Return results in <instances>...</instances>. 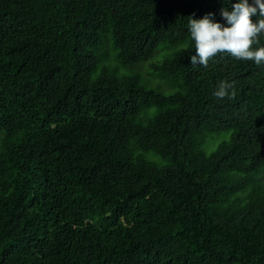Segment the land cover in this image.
<instances>
[{
  "label": "trees",
  "instance_id": "1",
  "mask_svg": "<svg viewBox=\"0 0 264 264\" xmlns=\"http://www.w3.org/2000/svg\"><path fill=\"white\" fill-rule=\"evenodd\" d=\"M237 2L0 0V264H264V64L187 30Z\"/></svg>",
  "mask_w": 264,
  "mask_h": 264
},
{
  "label": "clouds",
  "instance_id": "2",
  "mask_svg": "<svg viewBox=\"0 0 264 264\" xmlns=\"http://www.w3.org/2000/svg\"><path fill=\"white\" fill-rule=\"evenodd\" d=\"M220 11L227 27L215 22L211 18L212 13L201 19L188 17L187 30L196 52L190 57L191 64L207 67L209 61L221 53L239 60L254 61L258 67L264 64V46L253 48L259 43L258 37L264 34V0H253L252 4L248 0H239L232 5L231 11L226 8ZM257 12L261 18L254 23L251 17ZM213 95L220 100L235 99V83L221 80Z\"/></svg>",
  "mask_w": 264,
  "mask_h": 264
},
{
  "label": "rangeland",
  "instance_id": "3",
  "mask_svg": "<svg viewBox=\"0 0 264 264\" xmlns=\"http://www.w3.org/2000/svg\"><path fill=\"white\" fill-rule=\"evenodd\" d=\"M155 51L151 55V57L148 59V61L141 62V63L134 64V65L121 66L120 71L123 72V73H126V74H130L132 72H138V73L140 72L139 74L141 75V78L145 80V78L147 76L146 74H149V72H150L149 71V66H148L149 62L157 61L158 58L159 59L161 58V56L158 57L157 55H155ZM153 81L156 82V80H153ZM151 85H155V84H151ZM227 135H228V133H221V134L216 135L215 144H214V146H212V148H214L216 146V144L218 142H220L222 139L226 138Z\"/></svg>",
  "mask_w": 264,
  "mask_h": 264
}]
</instances>
